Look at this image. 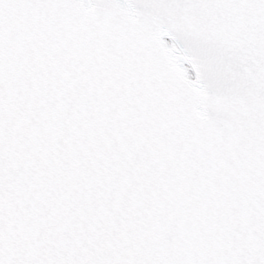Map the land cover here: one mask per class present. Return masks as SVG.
I'll list each match as a JSON object with an SVG mask.
<instances>
[{
	"label": "snow or ice",
	"instance_id": "6c2138e0",
	"mask_svg": "<svg viewBox=\"0 0 264 264\" xmlns=\"http://www.w3.org/2000/svg\"><path fill=\"white\" fill-rule=\"evenodd\" d=\"M0 264H264V0H0Z\"/></svg>",
	"mask_w": 264,
	"mask_h": 264
}]
</instances>
